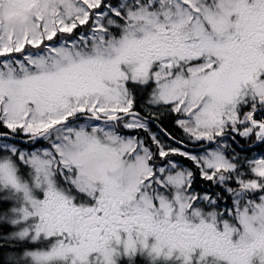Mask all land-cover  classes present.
I'll use <instances>...</instances> for the list:
<instances>
[{
	"label": "snow or ice",
	"instance_id": "snow-or-ice-1",
	"mask_svg": "<svg viewBox=\"0 0 264 264\" xmlns=\"http://www.w3.org/2000/svg\"><path fill=\"white\" fill-rule=\"evenodd\" d=\"M138 256L264 264V0H0V264Z\"/></svg>",
	"mask_w": 264,
	"mask_h": 264
},
{
	"label": "flooded vegetation",
	"instance_id": "flooded-vegetation-1",
	"mask_svg": "<svg viewBox=\"0 0 264 264\" xmlns=\"http://www.w3.org/2000/svg\"><path fill=\"white\" fill-rule=\"evenodd\" d=\"M175 119H176V114L169 113L166 110L161 109L160 113H159V118L157 120V124L160 126V128L165 129L168 133H170L171 135H173L177 139H179L178 136H180V135H178L179 133H178L177 129L180 130V128L175 124ZM152 131L157 132L158 128L154 125L152 128ZM141 135H143V134L141 133ZM180 160L183 162H187V160L184 158H180ZM197 185H198L197 188L198 187L205 188L207 186L206 183L204 181H201V180L197 181ZM216 191H220V192H222L223 195L227 196L226 193H223V190L220 188H216ZM228 202H231L230 198H229ZM121 264H127V260H124ZM136 264H148V261L144 257L138 256L136 258Z\"/></svg>",
	"mask_w": 264,
	"mask_h": 264
},
{
	"label": "rangeland",
	"instance_id": "rangeland-1",
	"mask_svg": "<svg viewBox=\"0 0 264 264\" xmlns=\"http://www.w3.org/2000/svg\"><path fill=\"white\" fill-rule=\"evenodd\" d=\"M180 128V127H179ZM181 137H183V138H185L186 139V135H185V133L183 132V130L180 128V134H179ZM193 150H196L197 148H192ZM237 151H239L238 149H237ZM260 152V149H256V153L255 154H258ZM177 160H179L181 163H184L183 161H181L180 159H178V158H176ZM185 164V163H184ZM186 165V164H185ZM233 186H235V185H233ZM198 190V189H197ZM199 191V190H198ZM226 195H227V193H226ZM229 204L231 203V202H228ZM126 260V259H125ZM124 260H122L121 261V263L123 262Z\"/></svg>",
	"mask_w": 264,
	"mask_h": 264
},
{
	"label": "trees",
	"instance_id": "trees-1",
	"mask_svg": "<svg viewBox=\"0 0 264 264\" xmlns=\"http://www.w3.org/2000/svg\"><path fill=\"white\" fill-rule=\"evenodd\" d=\"M177 131H178V133L180 134V130L177 129ZM179 134H178V135H179ZM178 138L181 139V138H183V137L178 136ZM184 139H185V138H184ZM238 139H239V137H238ZM240 143L243 145V144L245 143V141H244V140H240ZM191 144H195V143H191ZM238 150H239V149H238ZM177 158L180 159L179 157H177ZM184 163H185L186 165H190V162H188V161H187V162H184ZM197 189L200 190V189H203V188H202V187H198Z\"/></svg>",
	"mask_w": 264,
	"mask_h": 264
},
{
	"label": "water",
	"instance_id": "water-1",
	"mask_svg": "<svg viewBox=\"0 0 264 264\" xmlns=\"http://www.w3.org/2000/svg\"><path fill=\"white\" fill-rule=\"evenodd\" d=\"M157 123V122H156ZM190 148H198V145L189 144Z\"/></svg>",
	"mask_w": 264,
	"mask_h": 264
}]
</instances>
